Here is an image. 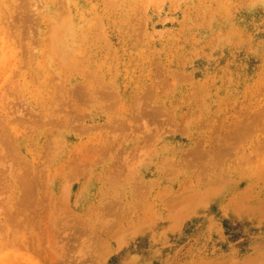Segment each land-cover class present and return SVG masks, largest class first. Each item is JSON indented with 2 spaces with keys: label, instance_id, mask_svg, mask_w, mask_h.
I'll return each instance as SVG.
<instances>
[{
  "label": "rangeland",
  "instance_id": "obj_1",
  "mask_svg": "<svg viewBox=\"0 0 264 264\" xmlns=\"http://www.w3.org/2000/svg\"><path fill=\"white\" fill-rule=\"evenodd\" d=\"M0 264H264V0H0Z\"/></svg>",
  "mask_w": 264,
  "mask_h": 264
}]
</instances>
